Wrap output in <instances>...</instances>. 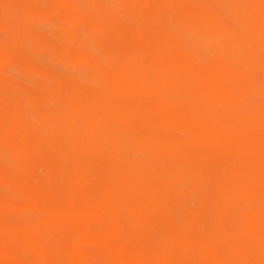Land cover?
Segmentation results:
<instances>
[{"label": "bare ground", "instance_id": "bare-ground-1", "mask_svg": "<svg viewBox=\"0 0 264 264\" xmlns=\"http://www.w3.org/2000/svg\"><path fill=\"white\" fill-rule=\"evenodd\" d=\"M0 33V264H264V19L0 0Z\"/></svg>", "mask_w": 264, "mask_h": 264}, {"label": "rangeland", "instance_id": "rangeland-1", "mask_svg": "<svg viewBox=\"0 0 264 264\" xmlns=\"http://www.w3.org/2000/svg\"><path fill=\"white\" fill-rule=\"evenodd\" d=\"M204 4L213 13L224 18L233 28H238L246 20L253 22L257 19H264V0H204ZM244 31L253 34L260 33L252 26H248ZM256 100L264 102L263 97Z\"/></svg>", "mask_w": 264, "mask_h": 264}]
</instances>
